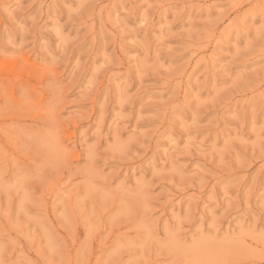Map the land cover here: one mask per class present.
Returning a JSON list of instances; mask_svg holds the SVG:
<instances>
[{"label": "rangeland", "instance_id": "obj_1", "mask_svg": "<svg viewBox=\"0 0 264 264\" xmlns=\"http://www.w3.org/2000/svg\"><path fill=\"white\" fill-rule=\"evenodd\" d=\"M0 264H264V0H0Z\"/></svg>", "mask_w": 264, "mask_h": 264}, {"label": "bare ground", "instance_id": "obj_2", "mask_svg": "<svg viewBox=\"0 0 264 264\" xmlns=\"http://www.w3.org/2000/svg\"><path fill=\"white\" fill-rule=\"evenodd\" d=\"M9 36V35H8ZM53 74V73H52ZM14 107V106H13ZM25 108V107H24ZM35 108V107H34ZM18 109H19V107H18ZM54 109V108H53ZM18 111H20V110H18ZM37 111V110H36ZM38 112V111H37ZM42 112V111H41ZM20 113V112H19ZM39 114V113H38ZM39 116V115H38ZM57 120V119H56ZM91 156V155H90ZM92 157V156H91Z\"/></svg>", "mask_w": 264, "mask_h": 264}]
</instances>
